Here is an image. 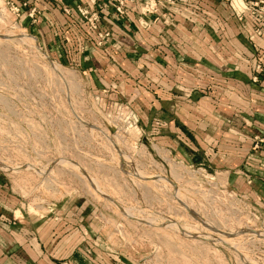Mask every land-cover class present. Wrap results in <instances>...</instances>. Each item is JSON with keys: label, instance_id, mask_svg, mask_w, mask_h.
Here are the masks:
<instances>
[{"label": "rangeland", "instance_id": "1", "mask_svg": "<svg viewBox=\"0 0 264 264\" xmlns=\"http://www.w3.org/2000/svg\"><path fill=\"white\" fill-rule=\"evenodd\" d=\"M153 144L88 74L0 15V176L27 212L77 201L129 264H264V212Z\"/></svg>", "mask_w": 264, "mask_h": 264}, {"label": "crops", "instance_id": "2", "mask_svg": "<svg viewBox=\"0 0 264 264\" xmlns=\"http://www.w3.org/2000/svg\"><path fill=\"white\" fill-rule=\"evenodd\" d=\"M40 7L46 18L33 32L49 54L88 74L154 146L207 170L264 212V72L255 83L251 16L240 21L224 0H184L146 30L135 14L115 19L106 1L113 44L81 53L80 27L68 26L53 3L40 0ZM257 43L264 50V37ZM90 219L77 201L30 214L0 176V264H129L92 236Z\"/></svg>", "mask_w": 264, "mask_h": 264}, {"label": "built area", "instance_id": "3", "mask_svg": "<svg viewBox=\"0 0 264 264\" xmlns=\"http://www.w3.org/2000/svg\"><path fill=\"white\" fill-rule=\"evenodd\" d=\"M41 1L56 5L67 18L68 26L80 27L84 39L79 48L81 53L105 49L113 44V31L104 24L103 9L106 1L113 3L115 19L125 20L135 14L139 27L146 30L160 17L167 18L184 2V0H73L72 5H63L60 4V0ZM224 1L240 21L247 15L253 18L254 29L249 36V42L256 56L253 81L257 83L264 72V50L257 43L258 39L264 37V0ZM4 13L9 14L17 24L26 23L32 32L46 18L45 9L40 7V0H0V15ZM68 33L69 31L64 34ZM127 121L131 124L130 120ZM254 140V149H262V139L255 137Z\"/></svg>", "mask_w": 264, "mask_h": 264}, {"label": "bare ground", "instance_id": "4", "mask_svg": "<svg viewBox=\"0 0 264 264\" xmlns=\"http://www.w3.org/2000/svg\"><path fill=\"white\" fill-rule=\"evenodd\" d=\"M25 38L27 39L28 37L27 36H25ZM31 40V41H30ZM29 43H33L34 45H36L37 46V48H39L38 47V45H37V42L34 40V39H30V38H28V40H27ZM177 228V227H176Z\"/></svg>", "mask_w": 264, "mask_h": 264}]
</instances>
